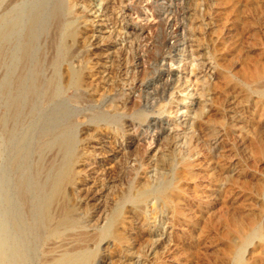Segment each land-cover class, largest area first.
<instances>
[{"label":"rangeland","instance_id":"374dc122","mask_svg":"<svg viewBox=\"0 0 264 264\" xmlns=\"http://www.w3.org/2000/svg\"><path fill=\"white\" fill-rule=\"evenodd\" d=\"M73 1L74 10L82 13L81 18L77 16V20L87 24L88 34L102 30V33L94 32L97 34L96 42L101 45L100 54L93 61H98L99 67L97 65L96 69L99 74L106 77L108 70L112 68V56L122 55L121 69L118 70L123 72L119 73L114 69L112 75L110 74V79L119 85L122 101L124 100L122 112H133L129 109L132 105L130 103L142 105L146 100L149 103L145 106H154L170 102L162 116L157 117V114H150L149 110L144 111L151 117L153 115L154 121L149 123V129H146L145 123L137 130L128 129L123 137L115 140L109 138L110 135H99V138L103 137L100 142L89 139V143H86L87 149L88 146L95 145L93 151L98 156H90L91 159L87 160L94 168L88 172L87 184L83 182L85 179L82 178L85 177L80 172L78 186L68 190V198L82 222H85V218H90L93 223L103 212L102 209L99 212L96 208L102 204L106 206L108 203L105 207L108 213L110 208L119 202L120 196L130 183L137 186V183L143 180L142 177L152 170L151 167L156 166L158 154L170 159L174 164L171 172L168 166V170L164 166V172L175 173L172 179L175 181L172 210L158 203L154 214L157 222L149 226V230L142 227L135 218L127 228L119 230L126 240L125 247L130 249L128 261L122 255V245L113 243L108 248L103 244H89L88 248L96 250L97 253L93 264H233L234 256L228 250V241L224 236L228 230L221 221L222 216L225 217L227 207L231 215H238L245 224L255 222L258 230L264 234V85L247 83L248 72L252 66L264 65V0ZM102 12L106 14L102 15ZM140 30L148 32L147 35L145 33L146 37L140 36ZM87 49L89 50L90 46L79 49L69 61L70 64L68 62L63 66L62 73H66V69L80 68L84 55L88 56ZM142 52H145L144 56ZM148 52H151V56L162 53L164 57L173 58L175 61L172 65L162 60L149 61ZM168 69L172 75L167 80L160 72ZM0 72L1 85L3 71ZM140 81L144 83L140 85ZM166 82L168 86L173 87L168 90L164 85ZM162 89H167L168 92L161 100L159 97L162 95ZM145 93L149 94L148 98L144 97ZM110 95L112 96L101 104L103 109H106L113 98V94ZM175 108H181L178 116L174 114ZM200 108H204L203 111L198 110ZM196 109L202 116L197 118ZM180 110L190 116V125H181L179 115L185 113ZM4 111L5 108L0 107V113ZM193 113L195 117L192 116ZM80 117L81 115L78 120H83ZM175 117H179L178 120H175ZM126 119L127 116L122 117L120 123ZM117 127L113 126L112 129L120 130V127ZM209 127L216 130L215 138L207 137ZM182 131L184 134L188 133V138L192 137L186 140V154L190 156L191 164L187 169L180 164L182 157L178 151L174 152V147L170 145L172 135L181 134ZM150 141L152 143L147 145ZM121 150L125 151V155L121 154L124 153ZM112 154H117L121 159L133 158L134 163L127 161L122 169L117 171L115 166L107 161L100 169V157L111 160L114 157ZM229 163L233 176L229 181H225L221 175L223 164L226 166ZM100 172L103 180H99ZM92 181L96 184L94 190L99 189L101 185L108 187L109 184V187L106 193L98 195L96 200L87 201L84 185L90 186ZM77 187L82 188L80 192ZM98 203L99 205H94ZM91 222L83 223L79 227L88 232L99 231L100 226ZM229 237V242L236 245L238 239L234 235ZM258 243V238H254L244 247L242 256L244 255L247 264H264V244Z\"/></svg>","mask_w":264,"mask_h":264},{"label":"bare ground","instance_id":"6f19581e","mask_svg":"<svg viewBox=\"0 0 264 264\" xmlns=\"http://www.w3.org/2000/svg\"><path fill=\"white\" fill-rule=\"evenodd\" d=\"M74 3L73 0H0V70L3 71L0 107L5 108V111L0 113V264H93L97 253L96 250L88 248L89 244L96 246L103 244L109 248V245L113 243L124 247L122 255L128 261L130 249L125 247L126 240L119 230L127 228L135 219L139 220L142 227L149 230V226L155 224L154 214L158 203L172 210V191L175 187V181L173 182L172 179L175 173H165L164 169L168 170L169 167L171 172L174 164L169 161L170 159L159 154L156 166L151 167L152 170L142 177L143 180L138 182L137 186L130 183L127 190L120 196L119 202L114 204L108 213V209L105 210L108 203L106 206L94 204L99 212L100 209L103 212L94 217L95 219L93 218V223L90 218V220L85 218V222H82L75 206L68 198V190L77 185L78 175L85 177L82 179L86 182L88 172L94 168L87 163L92 156H96L93 151L95 145L88 146V149H92L91 151H88L86 147L89 139L100 142L103 137L99 138V135H110L109 138L115 140L123 137L128 129L137 130L145 123L144 126L149 129L147 128L149 123L154 121L153 115L151 117L144 111L149 110L150 114H157L159 117L166 112L165 109L170 104L169 102L156 105L154 101V106H145L149 102L144 99L146 102L143 101L142 105L130 103L133 106L128 108L132 109V113L122 112L124 100L122 101L119 85L117 86L110 79L112 71L121 67L122 55L113 53L114 56L110 60L111 70H108L106 77L99 74V70L96 69L97 65L99 67L98 61H93L98 58L101 45L96 42L97 34L95 35L94 32L102 33V30H95L94 34H88L87 24L77 20L82 13L74 10ZM105 9L107 10V4ZM98 11H100L99 8ZM103 13L105 12H102V15ZM145 33L143 30L139 31L141 37L145 36ZM89 46L88 56L84 55L82 66L80 65L78 69H66V73L63 74V66L67 65L75 53ZM150 53L148 52L149 61L162 60L170 65L175 61L173 58L164 57L162 53L155 56H151ZM69 68L72 67L69 66ZM120 71L123 72V70ZM160 75L168 80L172 72L168 69L161 71ZM248 82L264 85V65L252 66L248 72ZM143 83L140 81V85ZM164 85L168 90L169 87H173L168 86V82ZM167 92V89H162V95L159 98L164 99L163 95ZM111 93L113 98L106 109H103L101 104L106 98L112 96ZM144 97L148 98L149 94L145 93ZM183 101L186 100L183 98ZM179 109L181 108H175V116L180 114ZM80 115L83 120H78ZM200 115L198 111L197 118ZM124 116L128 117L127 121L120 123V119ZM192 116L196 115L193 113ZM179 117H181V125L182 123L185 126L188 123L190 125L191 118L186 113ZM179 117L174 119L178 120ZM113 126L120 127V130L114 131ZM210 128H207V137L215 138L216 130ZM186 134L182 131L181 134L177 133L172 137L170 135L172 138L170 145L174 147V152L178 151L177 153L182 157L179 160L185 169L191 167L190 156L186 154L188 152L186 140L192 138H188L190 136ZM88 136L93 138H87ZM152 141L147 142V145H150ZM100 150L103 152L102 149ZM121 151L124 153H119L125 155V151ZM117 154L115 156L112 154L114 157L111 160L100 157L98 162L100 169L107 161L112 163L117 171H120L127 161L134 163L133 158L121 159ZM221 175L226 179L225 181L232 178L230 163L226 166L223 164ZM100 179L102 176L99 177ZM86 184L83 185L87 201L96 200V197L107 191L109 187V184L108 187L101 185L102 187L94 190L96 184L93 181L90 186ZM76 189L80 192L82 188ZM125 213L131 215L126 216ZM224 213L225 217L222 216L221 221L228 230L225 232L227 235L224 236L228 241V250L234 256L233 264H247L243 258L244 255L242 256L244 247L248 246L254 238H258L259 245L264 244V234L262 235V232L258 230L255 222L250 221L245 224L238 215H231L228 207ZM89 222L100 226L99 231L88 232L79 227ZM230 235L238 239L236 245L229 242Z\"/></svg>","mask_w":264,"mask_h":264}]
</instances>
